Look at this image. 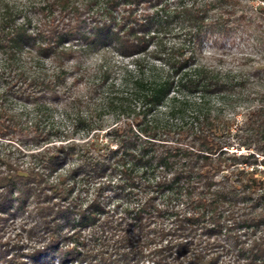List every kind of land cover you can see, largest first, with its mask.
Returning a JSON list of instances; mask_svg holds the SVG:
<instances>
[{
	"label": "trees",
	"instance_id": "trees-1",
	"mask_svg": "<svg viewBox=\"0 0 264 264\" xmlns=\"http://www.w3.org/2000/svg\"><path fill=\"white\" fill-rule=\"evenodd\" d=\"M241 7L44 0L33 25L0 7V56L10 63L28 48L52 63L44 76L0 69L1 138L26 129L2 103L10 91L55 100L84 83L82 95L100 107L124 114L135 103L104 140L86 111L79 120L93 139L54 142L37 130L35 144L51 142L30 153L38 165L0 155V264H264V65L243 74L202 54L244 19ZM258 44L264 51V34ZM105 48L131 66L117 85L101 67L85 82L83 57ZM109 198L126 206L111 208ZM17 221L6 235L4 224Z\"/></svg>",
	"mask_w": 264,
	"mask_h": 264
},
{
	"label": "rangeland",
	"instance_id": "rangeland-1",
	"mask_svg": "<svg viewBox=\"0 0 264 264\" xmlns=\"http://www.w3.org/2000/svg\"><path fill=\"white\" fill-rule=\"evenodd\" d=\"M43 1L0 0V7L7 4L21 19H28L33 25L38 17L35 6ZM77 1L82 2L84 0ZM240 1L242 7L238 13L242 11L244 19L242 18L238 21L228 34L220 36L213 42L206 41L202 48V54L203 59L222 68L240 71L243 74H252L255 73L257 68L264 65V51L258 44L260 36L264 34V2L261 0ZM83 58L82 67L90 69V75L85 78V82L94 81L101 67L107 71L108 81H114L117 85L122 77V68L131 66L130 57L121 56L111 48L89 53ZM143 63L147 65V57H145ZM4 68L23 70L29 76H44L51 72L52 63L51 60L41 57L36 50L27 48L17 54L10 63L0 56V69ZM257 82L258 84H264V81L260 79ZM5 85L4 80H0V90L4 89ZM84 93H86L84 83L70 86L66 90L64 97L55 100L48 95L36 99L32 98V96L26 98L23 95H18L11 91L8 92L2 97V103L17 116V119L26 129L21 134H13L9 138L0 137V155L14 159L24 166L38 165L36 159H31L30 153L41 151L42 146L51 142H41V145L35 144L30 138L34 131L43 129L51 131L50 140L54 142L66 139L77 141H85L88 138L93 139L92 134L95 130L87 129L86 125L79 120L80 116L86 115V111H90L91 119L94 121L92 122L93 125L100 123L104 125L103 129L96 133L101 140H104L103 132L106 129L123 120L132 119L134 115V111L131 112L134 108L133 104H135L132 100L126 101L127 113L123 111L124 114H122L119 109L100 107L98 98L87 100L82 95ZM237 99L232 98L233 105H235ZM238 101L246 106L249 100L239 98ZM239 111L237 118L241 119L245 109L243 108ZM69 165H72V163ZM60 171H63V169ZM117 201L120 204L119 207L126 206V200L121 201L118 198L107 199V204L112 208L111 205L116 204ZM17 224L18 221L14 226L10 225V223L4 224V233L13 235L18 230Z\"/></svg>",
	"mask_w": 264,
	"mask_h": 264
}]
</instances>
